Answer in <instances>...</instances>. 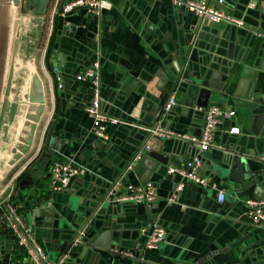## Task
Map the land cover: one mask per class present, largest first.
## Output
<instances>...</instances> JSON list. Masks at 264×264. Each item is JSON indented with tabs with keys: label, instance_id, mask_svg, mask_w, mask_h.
<instances>
[{
	"label": "crops",
	"instance_id": "obj_1",
	"mask_svg": "<svg viewBox=\"0 0 264 264\" xmlns=\"http://www.w3.org/2000/svg\"><path fill=\"white\" fill-rule=\"evenodd\" d=\"M110 1L112 8L101 17L81 8L58 14L53 46L47 52V45L40 55L35 51L40 49L46 14L41 25L24 0L19 5L0 0V26L8 30L5 61L11 70L14 38L29 40L31 46L26 43L23 50L30 60L22 65L32 77L27 80V76L18 88L20 71L15 75L14 70L13 78L7 73L17 81L8 87L6 97L0 92V112L6 120L1 125L17 123L14 132L9 127L0 132V202L10 195L21 206L25 223L53 257L71 246L74 233L91 218L86 242L71 248L65 264H264V219L254 224L246 214L247 198H264V124L262 137L255 136L252 123L243 124L239 114L221 124L216 133L218 147L201 154V172L208 185L187 182L174 202L167 198L182 178L168 168L185 167L181 164L197 149L183 138L151 135L144 129L160 123L199 135L205 125L206 107L200 103L204 91L209 92L204 97L207 107L236 108L244 101L241 110H245L248 101L264 104V39L254 34L264 28V0H209L243 19L244 26L203 21L170 0ZM23 7L30 15L20 17L21 26L12 28ZM196 47L201 52L198 60L192 59ZM98 54L103 110L126 121L109 125L106 140L92 132L93 121L86 111L90 81L77 79ZM36 77L43 82L46 98L41 114L38 104L30 102L40 95L35 91ZM205 81L213 86H203ZM191 84L199 86L193 88L198 89L195 96L190 93ZM174 90L179 102L164 114ZM8 97L13 99L9 105ZM233 123L241 128L239 134L229 133ZM140 149L145 157L124 179L134 185L154 181L156 199L150 203L106 199L109 184ZM237 152L248 157L252 171L262 169L263 173L242 181L231 165ZM155 153L176 154L180 165L161 162ZM56 160L72 161L81 169L69 187L57 192L51 190L50 177ZM220 191L226 195L224 202L218 200ZM123 192L125 187L117 196ZM158 224L167 228L166 240L158 248L144 249L143 229ZM104 231L111 243L108 249L94 245ZM113 247L133 248L137 257L114 255L109 251ZM13 260L33 264L11 228L0 227V264Z\"/></svg>",
	"mask_w": 264,
	"mask_h": 264
},
{
	"label": "built area",
	"instance_id": "obj_2",
	"mask_svg": "<svg viewBox=\"0 0 264 264\" xmlns=\"http://www.w3.org/2000/svg\"><path fill=\"white\" fill-rule=\"evenodd\" d=\"M158 1V0H151ZM174 5H183L189 10L197 13L203 21L209 23H219L226 21L230 24L238 26H244L245 22L241 18H237L232 14H229L222 9L217 8L209 0H170ZM225 0H218L223 3ZM113 6L110 0H51L49 9L46 13L50 23L51 36L55 17L58 14L66 15L75 9L81 8L89 15H96L101 17L105 10L111 9ZM257 37L264 39V28L255 30L254 33ZM46 50V48H45ZM78 80L88 79L91 84V98L90 103L86 106L88 115L92 118V132L101 140L109 138V125L124 124L126 121L119 117L111 116L103 110L102 96H101V54L97 55V58L92 62L90 66L85 68L80 74L77 75ZM177 105V91L174 90L170 93L165 105L164 114L170 112L173 107ZM237 115L235 108H227L222 105H210L204 109L205 125L199 135L181 133L171 128H167L160 123H157L150 127H144V129L151 135L162 136L166 138L180 137L187 140L194 148L197 149V153L190 157L185 167L170 166L168 172L170 174H179L182 178L177 184L174 191L167 198L168 202H174L179 191H181L187 184V182L196 183L202 186L208 185V180L201 172L203 165L202 152L218 147L216 142V133L219 130L221 124L226 121H232ZM229 133L239 134L241 128L233 123L229 127ZM150 144L146 145V149L150 150ZM142 149L137 150L135 155L129 159L124 171L116 177L109 185L106 199L110 200L116 198L117 201H134L150 203L157 197L156 183L152 180L146 181L141 185H134L125 182V173L133 169L136 163L143 157ZM264 160V157L262 158ZM80 168L72 161L56 160L51 164L50 177H51V190L61 191L70 186L72 180L80 174ZM125 187L126 192H120L121 188ZM5 190H3L4 192ZM2 193L0 192V196ZM6 197V196H5ZM226 195L224 192H219L218 200L224 202ZM246 206L248 214L254 224L260 223L264 219V198H247ZM0 210L4 211L7 216V225L14 232L15 239L18 246L25 251L27 258H29L33 264H65L71 256V248L73 246L82 245L86 242V235L91 223V218L87 219L80 228L74 233L71 240V246L59 253L56 257L50 255L49 251L40 243L35 236L33 230L25 223L24 216L21 210V206L16 202H13L10 195L6 200L0 202ZM168 230L162 225H154L150 229H143V247L144 249H155L160 246L167 238ZM110 253L125 257L136 258L137 253L133 248H121L113 247ZM9 264H20L18 260H13Z\"/></svg>",
	"mask_w": 264,
	"mask_h": 264
},
{
	"label": "water",
	"instance_id": "obj_3",
	"mask_svg": "<svg viewBox=\"0 0 264 264\" xmlns=\"http://www.w3.org/2000/svg\"><path fill=\"white\" fill-rule=\"evenodd\" d=\"M15 5H19L21 3L22 0H11ZM27 8H32L34 14L37 16L38 21L40 22V24L42 25L43 23V17L44 15L47 13L48 8L50 6L51 0H24ZM199 54H201L200 50L196 47L193 50L192 53V59L194 60H198L199 58ZM63 56L64 58V54L62 52H60V54L58 55L59 61L63 62V60L61 59ZM35 83H37L38 85V90L37 92H39V96L37 98H35V100H30V102H35L36 104H38V110L37 113L41 114L42 111L45 108V94H44V86H43V82L39 77H36L35 79ZM213 86V84L211 82L205 81L203 83V86ZM199 86L197 84H191L190 85V90H191V94H193L194 96L196 94H198V89H193V88H198ZM207 94H209L208 91H204ZM211 92V91H210ZM206 93L203 94V101L200 102L202 106L207 107V100H205L204 97H206ZM179 102L178 99V94H177V103ZM244 101H240L237 103V106L235 109L238 110L237 115L239 114L240 117L243 118V124L247 125L249 123H252L254 129L253 132L255 133V136L257 137H262V135L260 134V129L262 127V125L264 124V104H260L259 102H250L248 101L247 103V108L244 110H241V106ZM241 104V105H240ZM261 126V127H260ZM258 127L259 130L257 129ZM257 144V142H256ZM253 154V153H250ZM153 156L157 157L161 162L164 161V163H174L177 165H180V163L176 160L178 158V156L176 154H172L169 155L167 153L165 154H152ZM145 156L143 155V157L141 159H143ZM140 159V160H141ZM190 158H186L185 159V165L181 164V166H186L188 161ZM139 160V161H140ZM231 165H232V169L234 170V172H237L241 175L242 177V181H251L252 179H254V177L261 175L263 173V170H256V171H252L251 167L248 163V157L240 152H237L236 154H234V156L232 157L231 160ZM110 185V184H109ZM0 220L2 222H0V227H4L7 228V216L6 213L0 212ZM108 232V231H107ZM105 238H106V243L105 242ZM103 243V244H102ZM95 246H99V247H103V248H110L111 247V243L108 242V233H106L105 231L99 235V237L95 240L94 242Z\"/></svg>",
	"mask_w": 264,
	"mask_h": 264
},
{
	"label": "rangeland",
	"instance_id": "obj_4",
	"mask_svg": "<svg viewBox=\"0 0 264 264\" xmlns=\"http://www.w3.org/2000/svg\"><path fill=\"white\" fill-rule=\"evenodd\" d=\"M49 9V8H48ZM30 15V12H29V9L23 7L21 10H19L17 12V15L19 17V20L16 22L15 26L12 28H15L17 29L18 27H20V17H23V16H28ZM50 23H49V20H48V17H46L44 19V23L42 25V31H41V35H40V38H39V42H38V50H36L35 52H38L40 55H42V52L44 51V49L46 48V46L48 45V36H49V33H50ZM26 35V38L28 37L29 38V34L28 33H25ZM8 43V30H7V27L3 24L0 26V92H4L5 94V97H6V93L8 91V87L10 85L13 84L14 80L17 81V78L16 76H14V79H9L6 74L7 73H10V75L12 76L13 78V75H14V70L15 71V75L17 73V70L20 71L21 75L18 77V81L16 82L17 84V87H22V85L24 84V81L26 80V77L28 76L29 72H26L27 70L23 67L22 63H26L27 61H29L30 59V55L28 54V51L26 53V51L23 50L24 44L28 43V48L31 46L30 45V41L26 40L25 42V38H22V37H18L17 39H13V45H14V48L16 47V50L13 48L12 49V55L10 57V63L12 65V68L10 70V67L8 65V62L5 61V54H6V45ZM23 44V45H22ZM27 47V46H26ZM42 64V63H41ZM31 75H29L27 77V80H29ZM27 82V81H26ZM26 84V83H25ZM3 94H0V101H2L3 99ZM5 99V98H4ZM6 104L8 103H12L13 102V99L12 98H6ZM9 100V102H8ZM7 105V106H8ZM4 111L7 110L4 106ZM9 120L11 121L12 119L9 117ZM6 120L3 118V114H1L0 112V132L2 130V123L5 122ZM16 125L17 123L16 122H12L10 123V126H4L3 129H5V127H9V128H12L13 129V132L14 130H16Z\"/></svg>",
	"mask_w": 264,
	"mask_h": 264
},
{
	"label": "trees",
	"instance_id": "obj_5",
	"mask_svg": "<svg viewBox=\"0 0 264 264\" xmlns=\"http://www.w3.org/2000/svg\"><path fill=\"white\" fill-rule=\"evenodd\" d=\"M54 29H53V31H52V34H51V36H50V41H49V43H48V47H47V52L50 50V48L53 46V40H54ZM13 200V199H12ZM17 203V202H16Z\"/></svg>",
	"mask_w": 264,
	"mask_h": 264
},
{
	"label": "bare ground",
	"instance_id": "obj_6",
	"mask_svg": "<svg viewBox=\"0 0 264 264\" xmlns=\"http://www.w3.org/2000/svg\"><path fill=\"white\" fill-rule=\"evenodd\" d=\"M37 85H38V84H37V83H35V88L37 87ZM36 90H38V89H35V91H36Z\"/></svg>",
	"mask_w": 264,
	"mask_h": 264
}]
</instances>
